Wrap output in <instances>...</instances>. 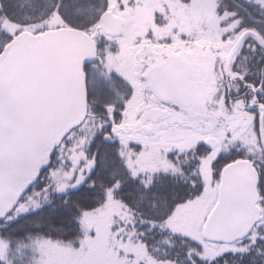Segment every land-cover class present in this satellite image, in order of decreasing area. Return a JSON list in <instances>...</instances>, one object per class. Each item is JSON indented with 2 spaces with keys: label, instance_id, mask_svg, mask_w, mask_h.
Segmentation results:
<instances>
[{
  "label": "snow or ice",
  "instance_id": "6c2138e0",
  "mask_svg": "<svg viewBox=\"0 0 264 264\" xmlns=\"http://www.w3.org/2000/svg\"><path fill=\"white\" fill-rule=\"evenodd\" d=\"M0 264H264V0H0Z\"/></svg>",
  "mask_w": 264,
  "mask_h": 264
}]
</instances>
